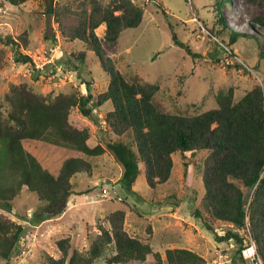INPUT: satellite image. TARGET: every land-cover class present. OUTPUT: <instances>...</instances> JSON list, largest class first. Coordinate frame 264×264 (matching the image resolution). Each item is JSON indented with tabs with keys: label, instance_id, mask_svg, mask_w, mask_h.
I'll use <instances>...</instances> for the list:
<instances>
[{
	"label": "trees",
	"instance_id": "1",
	"mask_svg": "<svg viewBox=\"0 0 264 264\" xmlns=\"http://www.w3.org/2000/svg\"><path fill=\"white\" fill-rule=\"evenodd\" d=\"M19 6L26 0H3ZM230 0H215L220 32H225L222 8ZM46 12L53 16L57 31L67 42H80L84 49L74 58L84 62V50L98 56L108 76L106 90L96 96L60 92L53 97L42 95L27 83L10 87L4 103L0 102V206L10 209L22 189L34 193L40 202L56 206L73 192L72 176L92 174L91 164L82 155L99 156L107 153L121 167L119 181L134 192V184L144 168L145 182L151 190L166 183L172 172V154H197L207 150L203 161L201 182L204 189L202 205L209 216L205 226L214 233L218 243L234 241V264H242L241 250L245 233L255 241L264 264V85H254L239 99L234 90H219L216 107L197 114H174L167 111L155 96L158 84L143 80L138 75L127 76L119 71L110 57H105L96 29L104 24L103 38L117 42L127 29L141 25L144 10L132 0H66L51 3ZM264 25V15L255 19ZM241 34L230 30L227 47ZM173 42L189 49L172 34ZM27 33L17 38L0 35V46H11L14 58L22 64L31 63L30 56L21 52L28 46ZM222 50L224 46L219 45ZM5 51L0 48V69ZM110 102L112 108L104 116L110 139L104 144L88 145L91 131L76 128L70 122L72 109L90 118L94 108ZM89 103L94 104L90 107ZM113 138V139H111ZM36 142L60 146L74 155L59 161V168L46 167L30 145ZM188 162H184V174ZM86 193L89 190L85 191ZM40 218V217H39ZM207 219V220H206ZM123 209L108 213L96 224L95 234L84 251L72 246L71 237L56 240L58 257L45 255L43 264H94L108 248L114 254L107 264L144 262L152 256L155 264H204L198 253L182 247H169L165 258L154 251L147 240L131 236L125 229ZM107 222L108 225H105ZM220 225V231L213 223ZM24 226L0 215V257L9 260L22 236Z\"/></svg>",
	"mask_w": 264,
	"mask_h": 264
},
{
	"label": "rangeland",
	"instance_id": "2",
	"mask_svg": "<svg viewBox=\"0 0 264 264\" xmlns=\"http://www.w3.org/2000/svg\"><path fill=\"white\" fill-rule=\"evenodd\" d=\"M64 1L26 0L14 6L0 0V35L17 38L26 32L29 43L20 50L32 59V64L19 63L11 46H0L5 51L0 69L1 103L10 87L19 82L27 83L48 97L60 92L86 94L88 85L85 82H89L93 102L106 90L108 76L98 56L85 49L84 62L74 58L75 53L84 49L83 45L78 41H64L53 16L46 12L51 3ZM102 1L107 3L109 0ZM132 1L144 10L140 26L125 30L114 43L104 40V24L96 29V33L105 57H110L119 71L158 84L155 99L167 111L197 114L216 107L215 95L221 89L232 88L237 100L254 85H264V25L255 21L264 15V0L225 3L222 12L227 29L222 33L215 0ZM230 30L241 36L227 47ZM172 34L189 52L173 42ZM89 106L94 107V104L89 103ZM111 108L108 101L98 109L94 108L90 118L76 108L71 110L72 125L90 129L89 146L104 144L110 139L104 116ZM30 147L40 159L53 162L57 158L43 142L32 143ZM2 148L0 141V154ZM207 154L204 149L185 157L173 153L171 176L156 190L147 186L141 166L132 193L119 181L122 170L111 156L84 154L83 159L92 166V174H76L72 178L73 192L63 202L50 206L40 202L34 193L22 189L10 209L0 206V215L24 226L14 254L9 260L0 257V264H43L45 255H60L55 242L67 236L71 237L74 248L84 251L95 234L96 224L118 209L125 210L129 229V220H139L137 235L131 233V236L147 239L163 259L169 247L190 249L201 255L205 263L215 257L218 247L230 248L234 256L232 249L236 243H218L202 220L209 216L202 205L204 189L201 182ZM184 162L189 164L186 174ZM102 189H106V197L101 195ZM104 224L108 225L107 222ZM213 225L220 231L217 222ZM114 252L111 246L94 264H107L105 259ZM126 264L155 263L150 255L144 262Z\"/></svg>",
	"mask_w": 264,
	"mask_h": 264
},
{
	"label": "built area",
	"instance_id": "3",
	"mask_svg": "<svg viewBox=\"0 0 264 264\" xmlns=\"http://www.w3.org/2000/svg\"><path fill=\"white\" fill-rule=\"evenodd\" d=\"M101 195L103 197L107 196L106 189H102ZM241 258L244 261L242 264H263L262 259L257 252L255 241L248 232L245 233ZM204 264H234V257L230 252V248L218 247L215 251V257L210 262Z\"/></svg>",
	"mask_w": 264,
	"mask_h": 264
},
{
	"label": "crops",
	"instance_id": "4",
	"mask_svg": "<svg viewBox=\"0 0 264 264\" xmlns=\"http://www.w3.org/2000/svg\"><path fill=\"white\" fill-rule=\"evenodd\" d=\"M44 143V142H43ZM45 145L49 146V149L57 156V158L55 159V161L53 162H50V161H43V159H41L43 161V164L44 166L46 167H53L54 169H58L59 168V161L61 159H63L64 157H69L71 155H74V151H71L69 149H66V148H63V147H60V146H55V145H51V144H47V143H44ZM48 148V147H47ZM34 153V152H33ZM38 158H40L39 154L37 155L36 153H34ZM104 154H107V153H103L101 155H104ZM84 155V154H83ZM82 155V157H83ZM172 159H173V154H172ZM174 160V159H173ZM76 175L72 176V178H75ZM72 178H71V183H72ZM94 184H97V182L95 181ZM73 185V183H72ZM76 192V191H75ZM138 218H139V214L138 213H135ZM127 215V214H126ZM128 218H126L125 220V229L126 231L131 235V233L133 235H137V232L139 230V220L138 221H135V220H129L131 221V228L129 229L128 225L130 223H128ZM138 229V230H137ZM132 235V236H133ZM136 237V236H134ZM141 240H147L145 238H141Z\"/></svg>",
	"mask_w": 264,
	"mask_h": 264
},
{
	"label": "bare ground",
	"instance_id": "5",
	"mask_svg": "<svg viewBox=\"0 0 264 264\" xmlns=\"http://www.w3.org/2000/svg\"><path fill=\"white\" fill-rule=\"evenodd\" d=\"M100 27H102V25H100Z\"/></svg>",
	"mask_w": 264,
	"mask_h": 264
},
{
	"label": "water",
	"instance_id": "6",
	"mask_svg": "<svg viewBox=\"0 0 264 264\" xmlns=\"http://www.w3.org/2000/svg\"><path fill=\"white\" fill-rule=\"evenodd\" d=\"M54 214V212L52 213V215Z\"/></svg>",
	"mask_w": 264,
	"mask_h": 264
}]
</instances>
